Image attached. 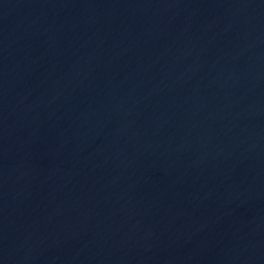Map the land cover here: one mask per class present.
<instances>
[{
	"label": "water",
	"instance_id": "water-1",
	"mask_svg": "<svg viewBox=\"0 0 264 264\" xmlns=\"http://www.w3.org/2000/svg\"><path fill=\"white\" fill-rule=\"evenodd\" d=\"M0 264H264V0H0Z\"/></svg>",
	"mask_w": 264,
	"mask_h": 264
}]
</instances>
